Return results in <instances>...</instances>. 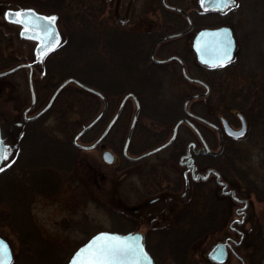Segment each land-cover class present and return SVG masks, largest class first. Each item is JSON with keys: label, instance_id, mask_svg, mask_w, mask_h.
Returning <instances> with one entry per match:
<instances>
[{"label": "rangeland", "instance_id": "obj_1", "mask_svg": "<svg viewBox=\"0 0 264 264\" xmlns=\"http://www.w3.org/2000/svg\"><path fill=\"white\" fill-rule=\"evenodd\" d=\"M5 1L12 4H23V2L14 0ZM5 1L3 3L8 4ZM250 1L247 0L244 3L248 10L242 16L241 25L235 27V36L238 43L232 63L224 69L209 70L207 72L199 67L198 64H195L192 58L194 64H187V72L189 77L200 79L205 83L209 80L220 83V88L225 87L230 96L232 92H238L242 87L251 84L250 80L246 77V73H254L257 75L256 80L258 82L256 83L259 89L256 94L264 100V0H252L251 3ZM22 6L25 7V5ZM33 6L36 5L32 4L29 7L41 13H53L46 11V8L41 10L37 6ZM2 10L3 8L0 6V13ZM73 20L80 22L81 18L77 16ZM1 21L2 19H0V24L3 23ZM78 22L70 29L62 23L59 24L57 22V27H59L63 41L64 39L67 41L63 49L48 59V64H56L57 67H60L61 74L50 78L46 85L49 89L46 90L43 97H40L33 112L42 108L56 86L67 77H76L86 84L98 86L108 85L112 81L121 83L124 77L121 67L123 64H133L135 60L133 57L137 56L135 51L137 42L115 38V47L117 49L112 51L111 42L113 37L110 34H96L93 31V27H84L82 30L80 28L82 23ZM93 24L96 26V23L93 22ZM90 25H92V22ZM2 28L6 33L11 35L12 42L10 45H12V48L9 51L13 52L12 58L15 60L14 63L19 61H34L36 55L31 53L32 45L22 38L18 32L14 33L8 27ZM144 53L148 56V48ZM14 65L9 64V68ZM174 66L168 65L166 67L164 74L166 73L168 79L166 77L163 79V82L161 81V84L157 87L158 92H154L152 98L146 97V100L144 98V103L147 102V105L154 107L156 113L158 112V118L154 117L153 122L149 121L146 129L150 133L155 134V136L151 140L147 139V142L142 145L139 143V137L134 138L130 146V155L132 156H138L142 152L167 140L174 123L177 120L183 119L182 104L184 99L195 93H200V90L194 86L184 85L180 77L179 68ZM153 72L156 76L160 75L158 67L154 68ZM127 80L132 82L131 79ZM0 85L4 88V95L0 100L2 101L0 104L8 114L6 117L8 122L14 120L15 116L19 119L21 111L28 105L30 98L26 82V71L22 70L13 75L3 77L0 80ZM130 86L125 84L123 88L118 89L119 94H116L117 97L115 96V103L120 100L125 88L127 89ZM70 92V86L63 90L65 96L71 94ZM214 99L215 101H213L212 105L218 111H215L216 114H223L226 119L229 117L234 119V114L238 110L232 105H226L225 101L222 102L223 106H218L222 100L219 99L216 102L215 96ZM78 101L80 103L81 100L79 99ZM85 105H75L72 109L66 105L65 98L62 96V98L56 100L51 110L47 111L36 121L25 126L21 134L20 129L16 133L20 134L21 137L25 134L24 141L21 143L19 160L9 171L10 178L7 176L0 177V203L2 201L0 204V236L11 247L13 255L11 264L15 260L17 264H38L40 263L38 262V258H42L49 247L54 248V250L57 247L60 251V254H56L57 259L63 260L60 264H66L73 252L96 233L105 231L120 234L128 232L146 234L152 227L166 226L167 222L172 221L177 213L184 208L187 209L186 203L182 205L183 202L180 200L182 195L190 193L191 186L187 180V171L181 169L182 172L179 174L182 175L183 173V184L180 181L179 175H174L173 171V168L175 169L182 158L181 156L178 159L179 155L183 154L185 147L177 143L173 147L160 151L149 158L138 162H130L121 155L124 132L117 135L118 140L113 147H111V136H109L96 149L87 151L78 150L72 146L71 142L77 131L88 123L82 121L81 115L91 113V116H93L101 109L100 101L95 102V106L93 105L91 108L88 107V103ZM201 105V101H195L191 104L197 112L203 113L206 110ZM67 110H70V112L65 116L69 117L71 111H74V114L70 116L71 119L67 125L60 124L59 118L61 117L59 116ZM185 133V127L178 128L179 139L184 138ZM94 135L90 137V140L79 139V142L88 145L94 141ZM213 136L212 132H208V137L210 138L209 145L211 149L216 150L217 143ZM49 141L50 143H48ZM54 148L58 150L55 152ZM103 149H109L114 154L116 158L114 164H108L102 160L101 154ZM236 152V161H234L233 165H230L231 161L227 158L229 154H221L218 159L205 158V162L211 169H214L221 175L220 180L224 178L228 185L237 187L240 189L243 197L250 199L251 204L249 202L248 209L249 219L255 222V224L260 223L261 226H264V201L259 200V197L248 191L252 189L253 183L264 188V143L259 141L257 136L253 138L250 130L248 135L237 146ZM47 153H51L57 157L67 156L69 162L71 164L73 162V169H76L75 178L78 180L82 179L83 181L76 182V186L70 185L66 189L60 188L62 190L54 194L53 187L56 181L50 179L48 185L41 182L47 178V174L42 171V168L46 169L47 167L43 165L41 168L40 163H37L38 158L47 156ZM49 158L51 159V157ZM184 159L181 162L186 164ZM79 161H81V166L78 164ZM30 162L35 165V168ZM159 162L163 164L166 162L167 164V166L164 165L162 167L165 171L161 169L166 176L165 179L161 180L163 188L160 190L167 189L168 191H173L175 187V191L178 190L176 193L177 200L171 204L173 210L169 216L166 214L168 217L164 215L165 213L159 211L161 204L149 206V204L144 205L145 203H139V200L152 194V192L139 196L140 192L137 189L136 177L127 176L125 179L126 173L136 172L139 168H149ZM54 163L57 162L54 161ZM49 168L50 166H48ZM89 168L92 169L90 170ZM234 171L236 172L234 173ZM36 172L38 173L36 174ZM13 177H18L16 179L20 182L23 181L26 186H32L33 181L38 180V184L43 188H47L50 194L46 196L40 190L38 191L33 188L36 192L29 196L27 199L28 204L26 205L25 202L20 204L18 200L22 192L19 190V183L11 179ZM122 182L123 184L121 185ZM129 183L131 185L128 186ZM199 193L203 194L204 200H206L209 194V202L212 200L216 201L214 198L220 196L219 189L212 179L205 190H198L195 193L202 200V194ZM155 197L157 196H152L151 199ZM225 199L228 201L227 198ZM3 200H9L11 203H5ZM144 206L146 208H143ZM148 206L152 208L150 209ZM129 209L137 211L132 213L128 211ZM199 211L203 212L206 210H199L198 208L196 213H199ZM148 213H151V215L148 216ZM127 215H130V220L127 218ZM231 216L233 215L231 214ZM262 232L264 233V228ZM204 237H199L201 241L200 248L193 250L192 248L195 247L190 246L192 250L189 255L188 264H213L208 261L206 254L213 247L214 241H210L211 237ZM154 241L156 243L160 240L152 239L149 242L153 243ZM237 251L245 258V264H264V242L251 244L245 240L244 244ZM157 264L178 263L174 258L166 256L164 259L159 257ZM230 264H238V262L232 258Z\"/></svg>", "mask_w": 264, "mask_h": 264}, {"label": "flooded vegetation", "instance_id": "obj_2", "mask_svg": "<svg viewBox=\"0 0 264 264\" xmlns=\"http://www.w3.org/2000/svg\"><path fill=\"white\" fill-rule=\"evenodd\" d=\"M0 1H1L0 6H2L3 8L2 12L0 13V19H2L1 22H3L0 24V64L30 65L29 67L28 66L23 67L9 74V75H13L22 70L26 71V82L30 97L29 103L21 111L19 119L17 116H15L14 120H11L9 122L8 119L6 118L8 114L6 113L5 108L0 104V128L1 131L4 133H17V131L20 129L21 130L20 134H21L25 126L37 120L36 119L34 121L23 123V118H24L23 115H26V117H32L36 115L45 107V105L49 100L48 98L46 103L42 106V108H40L36 112H33V110H35L37 106V103L39 102L40 97L41 96L43 97V94L46 92V90L49 89L46 85L49 82L50 78L51 77L53 78V76L55 75L61 74L60 67H57L56 64L55 65L48 64V59L52 57L55 53L59 52L64 47L66 41L62 45H58L52 52L44 55L41 61L38 62V64L37 63L33 64L34 61H30V62L19 61L14 63L15 60L14 58H12L13 52L9 51L12 48L11 47L12 45H10V43L12 42L11 35L9 33H6L2 27H8V29L13 30L14 33L18 32L19 35L22 28L4 15V13L8 9L14 8L13 6L15 4L8 3L5 0H0ZM3 1H5L8 4H4ZM246 1L247 0H236V4H237L236 7H230V10H228L227 12H223L209 6L213 2V0H208V3L203 5L201 4L200 0H76V3L79 6L85 4L86 6L88 5L90 7V11H89L90 15L85 17L89 18L92 21L93 31L96 34L107 33L113 37V40L111 42L112 51H115L117 49L115 47L116 46L115 38L119 40L123 39L124 41L125 39H128V40H132L133 42H137V47L135 49L137 56L133 57L135 59L133 64H126V65L123 64V66L121 67L123 69L122 72L124 76L122 78L123 82L118 83V81H113L109 85L110 87L108 86L109 93L107 97L105 96L106 110L104 115L98 121V123L93 127L95 130L94 133L95 138L93 140L97 139V137L103 132L105 127L108 125V123L112 120V118L114 117L115 113L119 108L121 99L125 95L130 94V96L125 101L121 109V112L114 121L113 125L108 130L103 140L111 136L110 144L111 147H113L116 141L118 140L117 135H119V133L125 132L124 141L121 148V155L123 156V152H122L123 146L126 141V137L130 129V126L132 124L134 113L136 111V105H138L139 108L138 114L135 119L131 138L127 147L128 156L131 158H136L165 143V141H167L170 138L174 125L172 126L170 136L167 140H165L159 145H156L148 149L147 151L142 152L138 156L130 155V146L134 138L139 137V143L142 145L147 142V139L151 140L155 136V134L150 133V131L146 129H147V123H149V121L153 122L154 117H157L158 112L156 113L154 107L147 105V102L144 103V98L145 100L146 97L152 98L154 92H158L157 87H159L161 81L163 82V79L167 77L166 73L164 74V72L168 65H175L174 67L177 66L179 68L180 77L183 80L185 86L186 85L194 86L195 88L200 90V93L205 92V88L202 85L197 83H192L186 80V78L182 73L180 64L184 65L187 75H188L187 64H194L193 63L194 61L195 64H200L197 61L195 53L192 49V41L195 35L200 30L203 29H216L219 27L230 28L232 31V35L235 39V44L237 49L238 41L235 36L236 35L235 27L241 25L243 20L242 16H244L248 10L247 6H245L244 4ZM251 2L252 0L250 1V3ZM46 11H51V10H46ZM58 15H59V24H60L61 15L60 14ZM75 15L76 17L79 16L81 18V9L75 12ZM97 21H98V25H97ZM93 22L96 23V26L93 24ZM24 39L27 42H29V44L32 45L31 53H33V55H36L38 41L29 38H24ZM147 48H148V56L144 53V51ZM192 58L194 59V61L192 60ZM145 60H147V62H145ZM157 67L159 68L160 71V75H158L159 77L156 76V74L153 72V69ZM199 67H201L207 72L209 70H212L211 68L202 67L200 65ZM37 76L39 77L37 78ZM30 77L33 86V97L30 89ZM2 78L3 77H0V80ZM127 79H131L132 82H130V80ZM125 84L127 86L130 85L131 86L129 88L127 87V89L125 88L124 93L122 94L120 100L117 103H115L116 101L115 98L117 97L116 94H119L118 89L123 88ZM3 93H4V88L1 87L0 85V100L4 95ZM59 94L56 96L55 100L58 98ZM209 96H210V90L208 95H206L205 97H200L195 100L189 101L187 105L189 114L185 113L182 104L183 118H185L186 121L183 122L179 126V128L185 127L186 129L185 136L184 138L179 139L180 137H178V132H177V136L175 140L169 146L161 149L160 151L173 147L177 143L181 144L180 146L185 147L183 154H180L178 159L182 156L183 159L185 158L184 160L186 161V164L184 162L183 163L180 162L181 161L180 159L175 169L173 168V171H174V175H179L182 172L181 169H185L187 171L188 174L187 180L190 182L191 188L189 190L190 193L181 202H183L182 205L186 203L188 210H192L193 198L195 193L194 190L196 189H202V191L205 190L209 184V181L211 179L213 180L214 184L219 189L220 196H218V198L217 197L214 198V200L216 201L212 200L211 202H214V204H211V202H209L210 200L208 199L209 198V194H208L206 198V205H204L203 210H206L204 212L206 213L207 221L210 219L214 220L213 223L215 224V226H217V228H219V230L208 232L206 233V236L211 237L210 241H214V244L224 245L228 255L227 264H230L232 258L236 259L238 264H241L240 259H243L244 262L246 260L238 253L237 249L244 244L245 240L249 241V243L251 244L264 242V233L262 232L264 226H261L260 223L255 224V222L249 219L248 209H249V205L251 204L250 199L248 197H243L240 192V189H238L237 187H231L226 183V181L223 178V180L221 181L227 185V193H225L223 187H221V185L218 183L217 178L214 174L209 175L205 179L199 178L198 180H195L194 177L195 174L198 173L200 174L202 172H206L207 170L211 169L208 166V164L205 162V158L217 159L218 157H220V155L223 154L225 150V145L227 142L233 146H238L241 140L248 135L249 131L251 130V126L248 118L238 111L236 112V114H234V119L230 117L226 119L223 114L217 115L216 112L218 111L213 107L214 106L212 105L213 102L210 103L208 101ZM97 98L99 99V97ZM220 99L222 101L221 104H219L218 106H223L222 102H224L223 101L224 96H222ZM55 100L53 101L52 105L47 111H49L52 108ZM99 101L101 103V108H102L103 107L102 101L100 99ZM195 101H201L202 104L201 106H203V108L206 111L203 113L197 112L193 108V106H191V104L194 103ZM0 102L2 103V101ZM222 120H225L228 123V125L234 130H238L242 125V120H244L245 129H246L244 135L238 138L227 135L224 130ZM102 123H104L103 126H101ZM208 132H212V134L214 135L213 136L214 139H216V143H217L216 150L211 149L209 145L210 138L208 137ZM221 140L223 142V150L220 155L212 156L203 153L202 150L204 149L205 146H207L209 149H211L214 152L218 151L221 146ZM102 141L98 144L97 147L101 145ZM103 151H109V149H103L102 153ZM160 151L152 153L148 156H144L138 160H131L124 156L123 158L130 162H138L140 160L149 158L159 153ZM19 152L20 150L18 151L17 156L13 157L12 161L16 160ZM115 159L116 158L114 156V161L111 164L115 163ZM164 165L167 166L166 162L165 164L159 162L157 164L150 166L149 168L148 167L139 168L138 171L136 172L133 171V173L132 172L126 173L125 179L127 178V176H134L137 178L136 185L138 192H140L139 196L150 194L152 192V194L139 200V203L141 202H142L141 204L145 203L144 205L149 204V206H153L154 204H161V208L159 211L165 213L164 214L165 216L166 214L169 216L173 210L172 208L173 206L171 204L174 203L175 200H177L176 193L178 190L175 191L176 187L175 190L173 191L172 190L168 191L167 189L160 190L163 188L161 185V180L165 179L166 176L165 173H163V171L165 170L162 169ZM193 167H195V172H193ZM89 169L91 170L92 168ZM219 176L221 178L220 174ZM179 177L181 183L183 184V178H182L183 173L182 175H179ZM122 184L123 182L121 183V185ZM129 185L131 184L129 183L128 186ZM253 186L254 188L249 189L248 191H250V193H254L256 197H259L260 198L259 200L264 201V188H261L256 183H253ZM152 196H157V197L151 199ZM225 198H227L228 201H226ZM143 208L146 207L144 206ZM149 208L151 209L152 207ZM231 214L233 216H231ZM150 215L151 213H148V216ZM127 216H128L127 218L129 219L130 215ZM135 216L139 218L137 215ZM170 222L167 223L169 224ZM162 227H165V225H163ZM248 227L249 229H247ZM158 228L161 227H154L153 229H158ZM141 234L144 240L146 234L145 233H141ZM189 240L194 241V238L191 237L189 238ZM207 259L209 262L213 264H217L212 262L209 259V256H207Z\"/></svg>", "mask_w": 264, "mask_h": 264}, {"label": "trees", "instance_id": "obj_3", "mask_svg": "<svg viewBox=\"0 0 264 264\" xmlns=\"http://www.w3.org/2000/svg\"><path fill=\"white\" fill-rule=\"evenodd\" d=\"M14 1L23 2L24 5H28V6H32V4H35L37 8L41 10L46 8L45 10H51L52 12L54 11L55 13L60 14L61 15L60 22L64 26H67L68 29L72 28V26L78 22V21L75 22V20L73 19H75L76 17L75 12L81 9V21L78 22L80 24L82 23L80 25L81 26L80 28L83 30L84 27H90V28L92 27V25H90L92 21L89 18L85 17V16L90 15L89 14L90 7L88 5L86 6L85 4H82V6H79L76 3V0H14ZM36 6H33V7H36ZM228 65L224 67H219V68H212V70H221V69L226 68ZM7 68H9V64H0V72L7 70ZM248 73L249 72L246 73L247 74L246 77L250 80L251 84H249L246 87H242L240 90H238V92H234V93L232 92L231 96L228 94V90H226L225 87L220 88V85H221L220 83H217L215 81L214 83L211 80L207 81V84L210 87V96L208 98V101L210 102L215 101L214 99V96H215L216 102H218L219 99L222 96H224L223 101H225L226 105L234 106L240 113H242L248 118L250 126H251V132H252L253 138L257 136L258 140L264 143V100H262L256 94L259 91V89L257 88L258 87L257 83H256L258 82V80H256L257 75L254 73L252 74L251 73L248 74ZM73 78L77 79L76 77H73ZM77 80L86 86H89L91 88H94L100 91L106 97L109 93L108 86L113 82L112 81L108 83V85L98 86L94 84L93 85L86 84L80 81L79 79ZM69 86L71 87V92H70L71 94L65 96V94H63V90ZM64 89L60 92L58 98H62L63 96L65 98L66 105L72 109L74 108L75 105L76 106L77 105L86 106L85 104L87 103L89 104L88 107L91 108V106H93L95 102L99 101V99L95 95L85 91L84 89L76 85L69 84ZM220 89H222L221 92H220ZM79 99L81 100L80 103L78 101ZM68 112H70V110L65 111L63 114H61V116H59L61 117L59 118L60 124L67 125L69 123L71 119L70 116L74 114V111L73 112L71 111V114L69 115V117L65 116L68 114ZM83 113H85V111H83ZM95 116L96 114L91 116V113H89L88 115L86 114L81 115L82 121L85 123L87 122L89 123ZM94 133H95V130L93 128L89 130L86 134H84L82 139L90 140V137L93 136ZM24 138H25V134H23L22 137L19 138L18 145H20V148L18 149V151L20 150V152H21V143L22 141H24ZM44 141L46 140L44 139ZM48 143H50V141ZM54 150L56 152L58 149L54 148ZM236 151H237V146H233L228 142L226 143L223 154L224 155L229 154L227 158L228 160L231 161L230 165H233L234 161H236V158H235L237 154ZM19 157L20 156L18 154V157L16 158L15 161L11 160L7 164L8 166L4 167L3 171H0V177L7 176L10 178L11 175L9 174V171L11 170L12 166L19 160ZM49 157H51V159ZM54 161H56L57 163H54ZM30 163L33 165L32 162ZM37 163H40L41 168L43 165L47 167L46 169L42 168V171L45 174H47V178L41 182H44L45 185H48V183L50 182V179H54L56 181L53 187L54 194L59 193L62 189H66L70 185L71 186L75 185V183L78 181H83L82 179L78 180L77 178H75L76 169H73L72 167L73 162L71 164L67 156L57 157L55 155H52L51 153H47V156L43 158H38ZM78 164L81 166V161H79ZM48 166H50L49 169H48ZM33 167L35 168V165H33ZM235 172L236 171H234V173ZM37 173L38 172H36V174ZM16 178L18 177H13L11 179L14 182L19 183L18 187H19V190H21L22 192L18 200L20 204H23L24 202L26 205L28 204L27 199L29 198L31 194L36 192V190H34L33 188L37 189L38 191L40 190L42 194L49 196L50 191H48L47 188H43L42 186H40L38 184L39 182L38 180L33 181L32 186H29V185L26 186L23 181L20 182ZM60 188L62 189L60 190ZM252 188H254L253 185H252ZM198 190L201 191L202 189H196L195 193L196 191L198 192ZM195 193H194V198H193L194 205H193L192 210H188L184 208L182 211L177 213L176 217L165 227H161L158 229L151 228L150 230L147 231L145 235V239H144V244H145L147 251L154 258L155 264H157V259H159V257L164 259L166 258V256L174 258L178 264H188L189 255L191 253V250L200 248L201 241L199 240V237L206 236V233L208 232L219 230V228H217V226H215V224L213 223L214 220L210 219L207 221L206 213L204 211L203 212L199 211V213H196V210H198V208L199 210L204 208V205H206V200H204V197H202L203 196L202 193H199V194H202L201 195L202 200H200L198 198V195H195ZM3 201L5 203L10 202L9 200H3ZM211 204H214V202H211ZM3 218L5 217L3 216ZM20 222L22 223V221ZM27 225L29 224L27 223ZM191 237L194 238V241L189 240V238ZM152 239H159L160 241L156 243L155 241L153 243H150L149 241H151ZM191 245L195 248L190 249ZM57 253L60 254V251L58 250L57 247L55 248V250L54 248H50V247L47 248V252L45 253V255L42 258H38V262H40L38 264H60V262L62 263L63 260L57 259V256H56ZM12 264H17L16 260L13 261Z\"/></svg>", "mask_w": 264, "mask_h": 264}, {"label": "water", "instance_id": "obj_4", "mask_svg": "<svg viewBox=\"0 0 264 264\" xmlns=\"http://www.w3.org/2000/svg\"><path fill=\"white\" fill-rule=\"evenodd\" d=\"M18 9H34L32 7H29L27 5H25V7H23L22 5H14V8H13V13L10 17H8L9 19H11L14 23L18 24L22 29L20 31V36L22 38H29V39H33V38H30L31 37V33H29L28 35H21V32L23 31L24 29V26L20 23H17L15 22L16 21V17H15V10H18ZM35 10V9H34ZM35 12L37 13H40V14H43V15H52V14H55V13H50V14H45V13H41L39 11H36ZM56 17H57V20L55 22V26H56V29L58 30L59 32V35H60V44H62L63 42V39L61 37V34H60V31L57 27V22L59 21V16L57 14H55ZM47 22L46 21H39L38 24L42 27L43 24H46ZM33 27H36V25H33ZM222 28H227V29H230L228 27H219V28H216V29H203V30H200L194 37L193 41H192V49L195 53V56H196V59L197 61L201 64V65H204V66H207V67H213L212 65H210L209 63H206V61H209V60H213L216 56V52H215V43L217 41V37H214V36H211V35H205V36H202L201 34L202 33H212V32H215L217 29H222ZM230 33H231V38H232V41H233V46H232V59H233V56H234V52H235V39L232 35V31L230 29ZM164 39H167V38H164ZM35 40V39H33ZM37 41V40H36ZM199 42V45L200 47L198 48L197 47V44ZM38 44H39V41H38ZM56 48V47H55ZM54 48V49H55ZM53 49V50H54ZM53 50H51L50 52H52ZM38 51V49L36 50V52ZM48 52V53H50ZM47 53V54H48ZM201 56L204 57V59H201ZM152 58V56H151ZM42 58H37V53H36V56H35V59H34V62L33 64L40 62ZM231 59V60H232ZM230 60V61H231ZM168 61V60H166ZM26 66H30V65H27V64H18V65H15L14 67H12L11 69L9 70H6V71H3V72H0V77H4V76H7L23 67H26ZM181 66V70H182V73L184 75V77L186 78L187 81L189 82H192V83H197V84H200L202 85L204 88H205V92L204 93H201V94H195V95H191L189 97H187L183 103V110L185 111L186 114H189L188 112V108H187V105L189 103V101L193 100V99H196V98H200V97H205L208 93H209V87L207 84H205L203 81L199 80V79H196V78H190L187 74H186V71H185V68H184V65L183 64H180ZM216 67H219V66H216ZM68 84H74L82 89H84L85 91L93 94V95H96L98 96L102 102H103V108L102 110L99 112V114L93 119L91 120L89 123H87L86 125H83L81 127V129L75 134V136L73 137L72 139V145L75 147V148H78V149H81V150H92L94 148H96L98 146V144L103 140V138L105 137V135L107 134L108 130L110 129V127L113 125L114 121L116 120V118L118 117L119 113L121 112V109L125 103V101L127 100V98L130 96L129 95H125L122 99H121V102H120V105H119V108L117 110V112L115 113L114 117L112 118V120L108 123V125L105 127V129L103 130V132L99 135V137L91 144H88V145H84V144H81L79 142V139L81 138V136H83L86 132H88L93 126H95V124H97V122L101 119V117L104 115L105 113V110H106V101H105V98L104 96L97 90L89 87V86H86L82 83H80L79 81L73 79V78H68V79H65L64 81H62L57 87L56 89L54 90V92L52 93L50 99L48 100L47 104L45 105V107L39 112L37 113L36 115L32 116V117H26V115H23V123H27L29 121H34L36 119H38L41 115H43L49 108L50 106L52 105L53 101L55 100L56 96L59 94V92L65 87L67 86ZM30 89H31V92H32V97H33V86H32V80H31V77H30ZM138 105H136V111L134 113V117H133V120H132V124L130 126V129L128 131V134H127V137H126V141L124 143V146H123V156L126 157V158H129L131 160H138L144 156H148L152 153H155L157 151H160L161 149L169 146L174 140H175V137L177 135V131H178V128L179 126L185 122V118L183 119H180L178 120L174 127H173V131H172V135L171 137L169 138L168 141H166L164 144L154 148L153 150L149 151V152H146L145 154L141 155V156H138L136 158H131L128 156L127 154V147H128V144H129V141H130V138H131V134H132V131H133V125H134V122H135V119L137 117V114H138ZM222 124H223V127H224V130L226 132L227 135H230V136H233L235 138H238V137H241L244 135L245 133V122L244 120H242V125L240 127V129L238 130H234L232 129L228 123L225 121V120H222ZM18 125H21V124H18ZM234 132H243V135H240V136H235V135H232L231 133H234ZM0 141L3 142L4 145H7L8 147V150H9V157L7 160H0V167H4L5 164H7L13 157L14 155L16 154L17 150H18V142H17V135L16 133H3L1 131V128H0ZM223 150V142L221 140V146L219 148L218 151H212L211 149H209L207 146L204 147V149L202 150L204 154H207V155H212V156H218L221 154ZM199 152V151H198ZM102 157V160L108 164L110 163H113L114 161V156L111 152L109 151H104L101 155ZM183 158H181L182 160ZM181 162V161H180ZM193 172H195V167H193ZM211 174H214L217 178V181L218 183L221 185V187H223V190L225 191V193H227V185L222 182L220 180V176L219 174L213 170V169H209L207 170L204 174H195V177L194 179L195 180H198L199 178L200 179H205L207 178L209 175ZM182 198L180 199L181 201L184 200L186 197H187V194H184L181 196ZM154 201V200H153ZM130 212L133 213V211H137L135 209H132V210H128ZM105 232V231H103ZM100 233V232H99ZM110 233H115V232H110ZM98 233H96L95 235H93L92 237L96 236ZM115 234H118L120 236H137L139 235L142 240L141 242L143 243L144 245V240H143V236L141 233L139 232H128V233H124V234H120V233H115ZM89 238V240L84 243L83 245H81L79 248H77L73 254L69 257L68 261L66 262V264H69L72 256L81 248L83 247L84 245H86L91 239ZM0 241H2L4 244H6L8 246V251L11 253V257L13 259V255H12V250H11V247L9 245V243L3 238L0 236ZM145 247V246H144ZM146 250V248H145ZM147 251V250H146ZM149 254V253H148ZM222 254V255H221ZM150 256V254H149ZM206 256H209V259L214 262V263H217V264H227L228 263V255H227V252L225 250V247L224 245L222 244H213V247H211ZM219 256L220 259H215L214 257H217ZM151 257V256H150ZM152 258V257H151ZM241 261V264H245L244 260L243 259H240ZM12 262V260H11ZM152 262H153V258H152ZM154 263V262H153Z\"/></svg>", "mask_w": 264, "mask_h": 264}, {"label": "snow or ice", "instance_id": "obj_5", "mask_svg": "<svg viewBox=\"0 0 264 264\" xmlns=\"http://www.w3.org/2000/svg\"><path fill=\"white\" fill-rule=\"evenodd\" d=\"M201 4L208 3V0H200ZM210 7L227 12L230 7H236V0H213ZM13 9H8L4 15L10 17ZM17 23L24 26L21 35H28L37 41V58H42L48 52L57 47L60 43V35L56 29L55 22L57 17L55 14L43 15L35 12L34 9H18L15 10ZM46 21L41 27L38 22ZM36 25V27H33ZM202 36L211 35L217 37L215 43L216 56L213 60L206 61L213 67L224 66L232 59L233 41L231 38L230 29H217L212 33H202ZM199 48V42L197 44ZM201 59H204L201 56ZM235 136L243 135V132L231 133ZM10 153L7 145L0 141V160H7ZM8 165L5 164L4 167ZM0 167V171L4 170ZM242 222V221H241ZM142 238L137 236H120L110 232H100L83 247H81L71 258L69 264H153L152 258L145 250ZM222 255V254H221ZM220 259L219 256L214 257ZM11 253L8 251V246L0 241V264H11Z\"/></svg>", "mask_w": 264, "mask_h": 264}]
</instances>
